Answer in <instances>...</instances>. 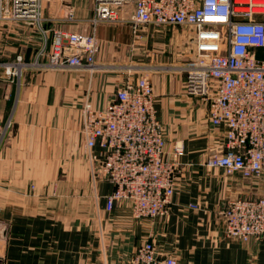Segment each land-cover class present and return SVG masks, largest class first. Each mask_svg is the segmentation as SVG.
I'll return each mask as SVG.
<instances>
[{
	"label": "crops",
	"instance_id": "obj_1",
	"mask_svg": "<svg viewBox=\"0 0 264 264\" xmlns=\"http://www.w3.org/2000/svg\"><path fill=\"white\" fill-rule=\"evenodd\" d=\"M90 15L79 24L52 19L48 27L94 34V72L30 66L8 76L0 69V264H129L145 241L179 264H264V241L224 238L227 204L257 197L262 185L206 166L222 147L223 130L209 124L207 103L186 96L183 75L172 70L191 50L186 33L148 27L136 42L128 24L93 26ZM47 40L23 23L0 21V63L16 56L43 63ZM127 67H139L151 82L167 149L177 142L184 149L167 213L154 219H132L125 201L105 211L112 185L92 179L80 135L84 101L107 106Z\"/></svg>",
	"mask_w": 264,
	"mask_h": 264
},
{
	"label": "built area",
	"instance_id": "obj_2",
	"mask_svg": "<svg viewBox=\"0 0 264 264\" xmlns=\"http://www.w3.org/2000/svg\"><path fill=\"white\" fill-rule=\"evenodd\" d=\"M43 3L0 0V21L23 23L39 33L44 43L50 40L45 62L25 63L16 56L0 63V69L8 76L30 66L94 72L99 51L94 34L50 30ZM64 8L58 20L75 22L73 11ZM91 23H126L136 42L148 27L186 33L191 50L172 70L183 75L186 96L207 103L209 124L223 130L222 147L208 156L206 166L262 185L257 197H238L227 204L222 213L224 238L264 241V0H93ZM141 70L126 68L127 79L104 108L95 109L85 100L80 118L91 177L112 185L104 198L105 211L125 201L134 220L167 213L184 151L179 142L167 149L166 134L153 106V88ZM134 74L138 75L133 79ZM4 129L0 121V134ZM129 264L179 263L145 241L135 248Z\"/></svg>",
	"mask_w": 264,
	"mask_h": 264
},
{
	"label": "rangeland",
	"instance_id": "obj_3",
	"mask_svg": "<svg viewBox=\"0 0 264 264\" xmlns=\"http://www.w3.org/2000/svg\"><path fill=\"white\" fill-rule=\"evenodd\" d=\"M91 2L92 0H88L86 5H84L82 0H44L43 3L44 18L48 21L49 24H51V21H53L52 19L56 20L60 15L62 16V13L60 12L64 11L65 9L64 7H68L73 11V15L76 20L75 22H73V24H79L81 23V21H77L78 18H81L83 16H89L90 14H91L90 16L92 17L93 2L92 3ZM68 24H72V23H68ZM178 39L180 41L182 40L180 38ZM166 49L171 50V47H169L168 45Z\"/></svg>",
	"mask_w": 264,
	"mask_h": 264
}]
</instances>
